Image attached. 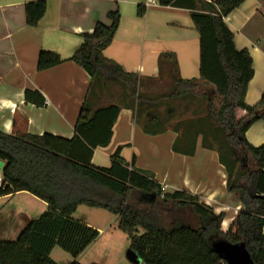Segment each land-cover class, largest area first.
Here are the masks:
<instances>
[{
	"label": "trees",
	"instance_id": "1",
	"mask_svg": "<svg viewBox=\"0 0 264 264\" xmlns=\"http://www.w3.org/2000/svg\"><path fill=\"white\" fill-rule=\"evenodd\" d=\"M158 1L161 6L191 12L200 34L202 83L182 80L176 60L167 55L172 93L154 99L139 94V77L104 56L120 26L119 9L108 14L110 25L97 23L92 33L82 35L83 43L71 60L92 78L90 97L122 82L126 88L122 96L132 101L138 115L149 114L159 121L155 111L170 98L196 100L199 108L204 105L208 124H192V130L176 127L182 135L174 148L188 153L182 142L195 141L200 134L220 144L221 133L228 153L220 152L228 172V190L239 195L242 210L224 232L225 213L217 214L189 192H163L151 174L124 161L121 148L109 168L96 167L92 162L95 150L110 144L121 110L109 105L91 114L84 107L72 139L48 133L11 136L0 131L4 164L0 197L26 192L48 206L28 223L17 241L0 242V264H58L51 258L56 247L77 259L100 236L98 230L75 218L81 206L117 216L131 251L144 264H226L215 249L222 242L244 243L254 263L264 264V145L255 147L246 139L247 131L264 119V93L257 105L246 103L255 75L253 59L248 50H237L225 22L247 0ZM46 11V0L26 4V24L36 27ZM145 13L146 8L138 6V16ZM63 62L57 54L44 51L37 68L41 72ZM34 94L39 95L26 91V101L43 107L44 100H34ZM216 98H220L218 109ZM199 113L198 109L194 114ZM166 125L161 123L162 130L153 133L164 132ZM238 161L244 164L239 169Z\"/></svg>",
	"mask_w": 264,
	"mask_h": 264
},
{
	"label": "crops",
	"instance_id": "2",
	"mask_svg": "<svg viewBox=\"0 0 264 264\" xmlns=\"http://www.w3.org/2000/svg\"><path fill=\"white\" fill-rule=\"evenodd\" d=\"M36 1L0 0V131L11 136L48 133L72 139L84 107L93 114L101 107L118 105L121 112L112 140L107 147L95 150L93 164L109 168L112 156L121 148L124 161L151 174L165 193L189 192L217 214L225 213L222 227L227 232L243 206L226 185L228 172L220 159L219 142L200 134L195 141L182 142L188 153L176 151L174 146L182 135L176 123L164 122L166 129L161 133L148 132L145 122L159 125L161 121L146 114L140 124L137 110L125 94H121L124 99L111 100L107 91L112 85L90 97L92 78L71 60L83 43L82 35L92 33L97 23L110 25L108 14L119 9L120 26L104 56L139 77L143 97L153 95L147 85H155L169 75L167 55L176 60L182 80L202 83L200 34L191 12L161 6L158 0L151 6L149 0H46L45 16L36 27H29L25 6ZM138 6L146 8L142 17L138 16ZM225 22L234 34L237 50H248L252 56L255 75L246 103L255 106L264 93V0H247ZM44 51L57 54L64 62L38 71L39 55ZM28 90L39 93L32 97L43 99V107L26 101ZM246 139L252 146L264 145V119L247 131ZM192 151L194 154H189ZM43 205L47 210V204ZM78 220L103 234L87 219Z\"/></svg>",
	"mask_w": 264,
	"mask_h": 264
},
{
	"label": "rangeland",
	"instance_id": "3",
	"mask_svg": "<svg viewBox=\"0 0 264 264\" xmlns=\"http://www.w3.org/2000/svg\"><path fill=\"white\" fill-rule=\"evenodd\" d=\"M147 91H154L153 95L147 96L149 98L161 97L169 95L174 89L173 82L169 75L164 76L160 81L155 82V85H147ZM125 85L122 82H117L110 86L107 91L111 100L122 98L121 94L125 93ZM140 94V90H139ZM198 101L192 100H173L168 99L165 104H162L155 112L161 123L164 125L166 122L169 124L176 123V127L181 130L192 128L193 125L200 126L208 124L205 119L206 107L204 105L199 108ZM215 109L220 107V98L215 99ZM200 110L199 114H194L195 111ZM193 119H189L190 115ZM138 115V114H137ZM186 118H184L185 116ZM198 116H203V119H196ZM146 115H138L139 123L142 124V118ZM149 119V118H148ZM148 121V120H147ZM145 122V121H143ZM148 132H155L162 130L161 124L155 125L145 122ZM190 128V129H191ZM192 130V129H191ZM191 132V131H190ZM191 134V133H190ZM151 143V142H150ZM139 148V147H138ZM226 153L223 136L220 133V152ZM243 161H238L237 168L243 166ZM3 163L0 162V171ZM227 176V175H226ZM228 176L226 178V185L228 187ZM235 196L239 199V195ZM40 200L33 198L30 195L17 194L14 196L0 197V242H15L23 229L32 220L37 219L41 214L46 211ZM78 219H87L88 222L100 227L103 234L100 235L94 243L77 259L69 253L63 251L60 247H56L51 258L58 264H72L79 262L80 264H144L142 261L131 257L130 239L126 233L121 231L118 227V217L100 209H93L87 206H81L76 212ZM76 218V217H75ZM193 219V215H192ZM196 221H194L195 223ZM192 223V222H191ZM192 225V224H190ZM224 227H222L223 229Z\"/></svg>",
	"mask_w": 264,
	"mask_h": 264
},
{
	"label": "water",
	"instance_id": "4",
	"mask_svg": "<svg viewBox=\"0 0 264 264\" xmlns=\"http://www.w3.org/2000/svg\"><path fill=\"white\" fill-rule=\"evenodd\" d=\"M1 185L2 182H0ZM215 249L226 264H255L244 243L231 244L222 242L218 243ZM131 257L138 260L133 252Z\"/></svg>",
	"mask_w": 264,
	"mask_h": 264
},
{
	"label": "built area",
	"instance_id": "5",
	"mask_svg": "<svg viewBox=\"0 0 264 264\" xmlns=\"http://www.w3.org/2000/svg\"><path fill=\"white\" fill-rule=\"evenodd\" d=\"M157 4V2H155V0H149V2H148V6L150 5H156ZM1 182V181H0ZM1 187V186H0ZM162 190H163V192H165V189L162 187Z\"/></svg>",
	"mask_w": 264,
	"mask_h": 264
}]
</instances>
